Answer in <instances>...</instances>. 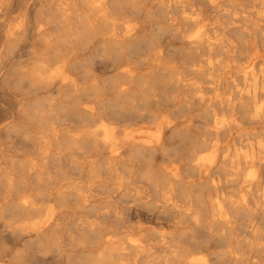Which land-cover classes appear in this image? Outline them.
Instances as JSON below:
<instances>
[{
  "label": "clouds",
  "instance_id": "1",
  "mask_svg": "<svg viewBox=\"0 0 264 264\" xmlns=\"http://www.w3.org/2000/svg\"><path fill=\"white\" fill-rule=\"evenodd\" d=\"M0 264H264V0H0Z\"/></svg>",
  "mask_w": 264,
  "mask_h": 264
}]
</instances>
